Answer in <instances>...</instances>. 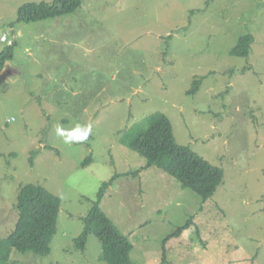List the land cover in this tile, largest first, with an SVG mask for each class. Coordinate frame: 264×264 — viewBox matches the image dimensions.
Listing matches in <instances>:
<instances>
[{
	"label": "rangeland",
	"instance_id": "obj_1",
	"mask_svg": "<svg viewBox=\"0 0 264 264\" xmlns=\"http://www.w3.org/2000/svg\"><path fill=\"white\" fill-rule=\"evenodd\" d=\"M52 1L0 0V54L12 46L0 73V239L21 186L60 200L49 254L13 251L11 264H106L94 235L84 251L74 240L101 185L146 165L119 139L154 113L223 177L206 203L157 167L115 179L100 208L132 244L130 264H160L164 251L165 264H264V0H82L17 21L23 5ZM246 34L248 57H232ZM76 123L91 135L65 144L56 126Z\"/></svg>",
	"mask_w": 264,
	"mask_h": 264
},
{
	"label": "trees",
	"instance_id": "obj_2",
	"mask_svg": "<svg viewBox=\"0 0 264 264\" xmlns=\"http://www.w3.org/2000/svg\"><path fill=\"white\" fill-rule=\"evenodd\" d=\"M210 1L206 0V5ZM81 2L82 0H53L51 3L25 4L18 10L17 21L35 23L72 14L80 7ZM253 41L251 34L239 37L230 55L248 57ZM8 60H12V46H8L0 54V73ZM200 84V80H195L189 94L195 93ZM119 142L143 157L146 165L135 172L115 174L108 182L101 185L96 200L82 218L83 229L74 240L75 248L84 251L88 236L94 235L101 244V254L98 259L106 264H130L129 255L133 248L128 238L114 226L100 208L106 189L115 179L137 176L142 170L157 167L177 181L182 189L193 191L202 198V203H206L216 192L223 177L220 168L212 166L189 147L176 143L170 121L162 113L151 114L143 123L127 129L121 134ZM86 161L89 162L90 158ZM59 208V198L44 187L31 184L21 186L16 202L17 220L8 236L0 239V264H11L10 253L13 251L47 256L50 252V243L56 233ZM192 219L193 216L168 235L164 242L172 237H178L183 229L189 228ZM164 252L160 264H165Z\"/></svg>",
	"mask_w": 264,
	"mask_h": 264
},
{
	"label": "clouds",
	"instance_id": "obj_3",
	"mask_svg": "<svg viewBox=\"0 0 264 264\" xmlns=\"http://www.w3.org/2000/svg\"><path fill=\"white\" fill-rule=\"evenodd\" d=\"M56 133L58 136H60L63 139V142L65 144L83 143L87 141L89 136L91 135L92 126L91 124H87V123L85 124L76 123L74 127H72L69 130H66L63 127L57 125Z\"/></svg>",
	"mask_w": 264,
	"mask_h": 264
},
{
	"label": "built area",
	"instance_id": "obj_4",
	"mask_svg": "<svg viewBox=\"0 0 264 264\" xmlns=\"http://www.w3.org/2000/svg\"><path fill=\"white\" fill-rule=\"evenodd\" d=\"M7 40L6 35L1 36V41L5 42Z\"/></svg>",
	"mask_w": 264,
	"mask_h": 264
},
{
	"label": "crops",
	"instance_id": "obj_5",
	"mask_svg": "<svg viewBox=\"0 0 264 264\" xmlns=\"http://www.w3.org/2000/svg\"><path fill=\"white\" fill-rule=\"evenodd\" d=\"M10 69V68H9Z\"/></svg>",
	"mask_w": 264,
	"mask_h": 264
}]
</instances>
